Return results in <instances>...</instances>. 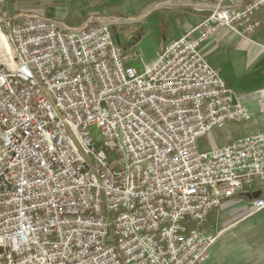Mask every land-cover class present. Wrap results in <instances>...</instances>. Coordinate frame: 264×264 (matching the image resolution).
Wrapping results in <instances>:
<instances>
[{
  "label": "built area",
  "instance_id": "1",
  "mask_svg": "<svg viewBox=\"0 0 264 264\" xmlns=\"http://www.w3.org/2000/svg\"><path fill=\"white\" fill-rule=\"evenodd\" d=\"M0 0V264H204L225 200L264 209V130L202 150L229 122L264 113L201 46L248 38L264 0H216L145 63L111 25L66 30ZM141 62L143 69L135 63Z\"/></svg>",
  "mask_w": 264,
  "mask_h": 264
},
{
  "label": "crops",
  "instance_id": "2",
  "mask_svg": "<svg viewBox=\"0 0 264 264\" xmlns=\"http://www.w3.org/2000/svg\"><path fill=\"white\" fill-rule=\"evenodd\" d=\"M215 1L7 0L5 9L12 14L40 12L46 18L55 21L59 28L66 30H79L100 24H109L113 30H116L121 42L119 30L130 29L125 36L126 41L122 43H127L131 34L137 36L138 41H141L144 35L150 31L152 16L157 14V20L152 27L157 28L163 34V46H165L198 25L211 12ZM259 18L261 25L248 38L240 37L226 28H221L201 46L202 53L211 65L218 70L230 87L240 93H248L264 87V14ZM246 104L255 114L256 125L251 131L236 136L223 144L218 145L214 141V146L226 145L239 137L252 134L258 129L264 130V113L259 111L254 101L248 100ZM210 136L213 138L212 135ZM242 198L247 197L239 196L225 200L219 211L212 216L213 226L222 224L227 229L252 214L263 213L264 217V209L257 213H250L249 198H247L246 204L243 203ZM231 205L237 207L226 212V208ZM254 230L256 231L253 226V234ZM257 239L258 241L254 239L256 246H253L252 249V263L264 264V239L261 240L260 237ZM216 255H218L217 252L213 256L211 255L204 264H211Z\"/></svg>",
  "mask_w": 264,
  "mask_h": 264
},
{
  "label": "rangeland",
  "instance_id": "3",
  "mask_svg": "<svg viewBox=\"0 0 264 264\" xmlns=\"http://www.w3.org/2000/svg\"><path fill=\"white\" fill-rule=\"evenodd\" d=\"M156 20L157 14L152 16L150 20V31L144 35V38H142L141 41L137 42V47L140 50L145 63H150L155 60L164 47L163 34H161L157 28L152 27ZM129 31L130 29L119 30L122 42L126 41L125 36ZM135 64L137 66L142 65L141 62ZM140 69H143V65L140 66ZM255 125V118L254 120L247 122H229L224 128L215 129L212 132L213 138H211L210 135L203 137L200 142L201 149L205 150L211 148L214 146V141L218 145L223 144L226 141L234 139L236 136L251 131ZM242 200L243 203L246 204L247 198H242ZM236 207V205H231L226 208V212H229ZM262 215L263 213L249 215L227 229L223 227L222 224L219 226L215 224L213 226V221L211 219V230L213 232L216 233L223 230V233L219 236L218 240L211 249L210 257L216 252L218 253V255L213 257L214 259L211 264H253L252 249L253 246H256L254 239L256 241H258L257 237H260L261 240L264 239V217ZM253 226L254 229H256V231L254 230V234ZM258 231L260 232L259 234Z\"/></svg>",
  "mask_w": 264,
  "mask_h": 264
},
{
  "label": "water",
  "instance_id": "4",
  "mask_svg": "<svg viewBox=\"0 0 264 264\" xmlns=\"http://www.w3.org/2000/svg\"><path fill=\"white\" fill-rule=\"evenodd\" d=\"M114 32H115V37H116L117 42L118 43H121L120 38H119V35L116 33V30L115 29H114ZM261 193H262L261 191H257L254 194L248 195V197L250 199L258 198L259 196H261Z\"/></svg>",
  "mask_w": 264,
  "mask_h": 264
},
{
  "label": "bare ground",
  "instance_id": "5",
  "mask_svg": "<svg viewBox=\"0 0 264 264\" xmlns=\"http://www.w3.org/2000/svg\"><path fill=\"white\" fill-rule=\"evenodd\" d=\"M0 41H1V44H2V46L4 47V48H7V44H6V42H5V38H1L0 37Z\"/></svg>",
  "mask_w": 264,
  "mask_h": 264
},
{
  "label": "trees",
  "instance_id": "6",
  "mask_svg": "<svg viewBox=\"0 0 264 264\" xmlns=\"http://www.w3.org/2000/svg\"><path fill=\"white\" fill-rule=\"evenodd\" d=\"M136 41H138V37L136 36Z\"/></svg>",
  "mask_w": 264,
  "mask_h": 264
}]
</instances>
